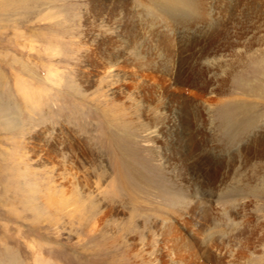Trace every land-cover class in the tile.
<instances>
[{"label":"rangeland","instance_id":"1","mask_svg":"<svg viewBox=\"0 0 264 264\" xmlns=\"http://www.w3.org/2000/svg\"><path fill=\"white\" fill-rule=\"evenodd\" d=\"M0 264H264V0H0Z\"/></svg>","mask_w":264,"mask_h":264},{"label":"bare ground","instance_id":"2","mask_svg":"<svg viewBox=\"0 0 264 264\" xmlns=\"http://www.w3.org/2000/svg\"><path fill=\"white\" fill-rule=\"evenodd\" d=\"M239 118H240V117H239ZM246 122H247V119H246V120H243V124H244L243 126H244V127L247 125ZM237 126H238V125H237ZM239 127H240V126H239ZM241 127H242V126H241ZM241 127H240V128H241Z\"/></svg>","mask_w":264,"mask_h":264}]
</instances>
